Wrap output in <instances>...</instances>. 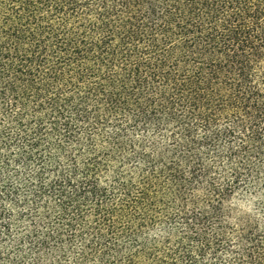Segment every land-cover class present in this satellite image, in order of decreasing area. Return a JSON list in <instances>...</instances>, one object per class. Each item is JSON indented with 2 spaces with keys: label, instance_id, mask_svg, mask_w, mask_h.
<instances>
[{
  "label": "trees",
  "instance_id": "16d2710c",
  "mask_svg": "<svg viewBox=\"0 0 264 264\" xmlns=\"http://www.w3.org/2000/svg\"><path fill=\"white\" fill-rule=\"evenodd\" d=\"M0 264H264V0H0Z\"/></svg>",
  "mask_w": 264,
  "mask_h": 264
}]
</instances>
